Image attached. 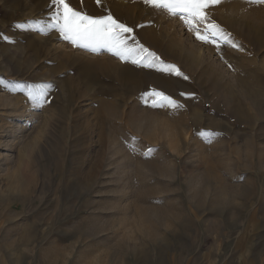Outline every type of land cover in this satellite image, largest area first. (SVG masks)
<instances>
[{"label":"rangeland","instance_id":"1","mask_svg":"<svg viewBox=\"0 0 264 264\" xmlns=\"http://www.w3.org/2000/svg\"><path fill=\"white\" fill-rule=\"evenodd\" d=\"M68 2L162 63L73 47L47 28L51 0H0V264H264V4L253 34L209 8L240 46L217 50L143 0ZM152 89L183 107L146 105Z\"/></svg>","mask_w":264,"mask_h":264},{"label":"snow or ice","instance_id":"2","mask_svg":"<svg viewBox=\"0 0 264 264\" xmlns=\"http://www.w3.org/2000/svg\"><path fill=\"white\" fill-rule=\"evenodd\" d=\"M99 2L100 0H97V3ZM143 2L145 5L166 11L171 17L179 18L195 39L203 44H211L217 50L222 44H228L237 49L240 47L231 34L208 15L209 8L221 4L224 0H143ZM246 2L250 5L264 4V0H246ZM51 6L54 10L50 17L51 22L47 25L48 30L57 31L60 37L73 47L94 54L107 52L121 62H131L146 68L157 67L162 63L155 53L135 41V37L131 36L133 33L131 27L118 22L112 15L92 17L71 7L68 0H51ZM17 27H23V25H17ZM40 31L41 34H47L43 29ZM129 37L135 42L130 44ZM163 70L181 75L179 69L172 64L164 65ZM184 78L187 79L186 76ZM47 87L43 85L38 91L29 90V99L33 102L41 101L40 107H42ZM142 96L145 104L153 108L183 107L176 100L155 89L143 93Z\"/></svg>","mask_w":264,"mask_h":264},{"label":"bare ground","instance_id":"3","mask_svg":"<svg viewBox=\"0 0 264 264\" xmlns=\"http://www.w3.org/2000/svg\"><path fill=\"white\" fill-rule=\"evenodd\" d=\"M244 2V1H243ZM222 6L219 5L217 6L216 9H214L212 12L213 14L217 15V17L223 21L224 24H234V23H237L239 25H241L242 27L245 26L247 27L248 29V33H252L253 34V30L250 28L252 26H254L255 22H256V18L254 17V11L257 10L256 7L254 6H251V5H247V4H239L238 2L236 1H229L228 3H223V9H221ZM115 10V9H114ZM117 10V9H116ZM112 11V10H111ZM94 12V11H93ZM117 12V11H116ZM220 21V22H221ZM54 37V36H53ZM138 37H140V32L138 31ZM54 39V38H53ZM56 39V38H55ZM51 41V40H50ZM198 47V46H197ZM201 49V48H200ZM206 52V51H205ZM159 55V54H157ZM197 56L200 58L202 57L203 55H200V51H198V54ZM203 58V57H202ZM238 66V65H237ZM83 67V66H82ZM106 67V66H105ZM85 70H88L86 69V65L84 67ZM107 71L110 69L109 67L105 68ZM235 69V68H234ZM239 69V68H238ZM112 70V69H110ZM130 70V69H129ZM113 71V70H112ZM237 71V70H236ZM88 73V71H86ZM90 72V70H89ZM129 72V71H128ZM127 73V72H126ZM89 76L92 78L93 76L88 73ZM128 74V73H127ZM131 75V70H130V73ZM116 76V75H115ZM127 76V75H126ZM86 77V76H85ZM117 77V76H116ZM123 77V76H122ZM121 77V79H122ZM131 77V76H129ZM88 78V77H86ZM124 78V77H123ZM94 79V78H93ZM130 79V78H129ZM253 75L251 76V78H249V82L253 81ZM115 80V79H114ZM113 80V81H114ZM132 80V79H130ZM247 81V80H245ZM244 81V82H245ZM129 82V81H128ZM248 82V81H247ZM119 83V82H118ZM123 84V83H121ZM127 84V83H125ZM248 84V83H247ZM121 86V85H119ZM123 86V85H122ZM125 88V87H124ZM125 91V90H123ZM110 105V104H109ZM108 107V106H107ZM108 110L110 112V115H115L117 114V110H115L113 107H108ZM138 113L134 114V116H131L130 119L133 123L137 122V124L139 122L141 123H145L147 124V127L150 128V125L149 122H150V119L149 117L151 116L147 110H140V111H137ZM139 125V124H138ZM27 131H28V120L27 119H24L17 127L16 131H15V134H14V141L15 143L19 142V141H22L26 134H27ZM248 138H246L245 141H247ZM249 141V140H248ZM246 144H248V142H245ZM250 143V142H249ZM245 144V145H246ZM249 145V144H248ZM247 148V147H246ZM237 150V149H236ZM264 152V150H262ZM139 167V166H138ZM169 169V168H168ZM200 175V174H199ZM164 176V175H163ZM198 190L194 189V193L192 196L195 195L194 198H196V196L199 194H197ZM197 194V195H196Z\"/></svg>","mask_w":264,"mask_h":264}]
</instances>
